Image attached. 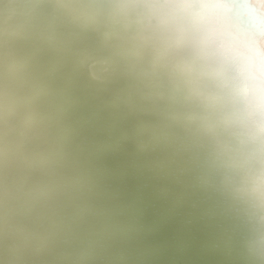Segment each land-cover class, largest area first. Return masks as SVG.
Listing matches in <instances>:
<instances>
[{
	"label": "clouds",
	"instance_id": "obj_1",
	"mask_svg": "<svg viewBox=\"0 0 264 264\" xmlns=\"http://www.w3.org/2000/svg\"><path fill=\"white\" fill-rule=\"evenodd\" d=\"M129 191L264 264V0H0V264H119Z\"/></svg>",
	"mask_w": 264,
	"mask_h": 264
},
{
	"label": "bare ground",
	"instance_id": "obj_2",
	"mask_svg": "<svg viewBox=\"0 0 264 264\" xmlns=\"http://www.w3.org/2000/svg\"><path fill=\"white\" fill-rule=\"evenodd\" d=\"M121 188L128 191L123 184ZM127 202L137 219L134 240L119 264H215L205 235L190 230L171 212L153 210L135 193L128 192Z\"/></svg>",
	"mask_w": 264,
	"mask_h": 264
}]
</instances>
